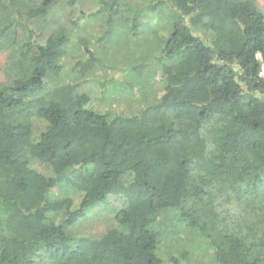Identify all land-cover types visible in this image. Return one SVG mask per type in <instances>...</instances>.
Segmentation results:
<instances>
[{"label": "trees", "instance_id": "trees-1", "mask_svg": "<svg viewBox=\"0 0 264 264\" xmlns=\"http://www.w3.org/2000/svg\"><path fill=\"white\" fill-rule=\"evenodd\" d=\"M141 1L0 0V264H264V12ZM127 10H158L168 29L159 56L128 68L154 67L163 88L142 104V84L94 53L100 34L80 35ZM110 196L116 227L67 233Z\"/></svg>", "mask_w": 264, "mask_h": 264}, {"label": "rangeland", "instance_id": "rangeland-1", "mask_svg": "<svg viewBox=\"0 0 264 264\" xmlns=\"http://www.w3.org/2000/svg\"><path fill=\"white\" fill-rule=\"evenodd\" d=\"M121 2L127 5L129 4L132 7H135V5H137L138 8L144 6V4L141 3L144 1L141 0H121ZM257 4L264 12V0H257ZM92 7L93 5H91V3H88V5L86 6L87 10L89 11ZM60 10L62 11L61 19L66 20L68 17L67 5L62 3ZM165 14H169V12L165 11L163 15ZM160 18V11L156 10L155 12H147L145 13V17L142 16L135 20V18L132 17V12L127 10V12L119 14L118 17L113 16V21L110 22H108L109 17L107 14L98 18H89V20H91L90 23H98L99 29L92 28V31L82 30L80 33V35L86 37L87 33L90 36L100 34L98 35L99 37H101L100 41H98L99 44L96 48L93 49L94 53L98 55L100 61L106 66L125 71L128 76H124L122 82H131L132 80H135L138 82V84H142L143 90L141 89V86H139L135 88V92L133 93V95L136 97V100H138L139 104H142L147 99H149V101L153 100H150V97L147 96V94H154L152 96H160L161 94H163V88L161 87V85L156 86V88H153L151 86V83L148 84V81L151 79L152 75L150 70H155L154 67H150L147 72V69L145 71L141 70L142 72L136 70L132 72L131 69H128L133 65L142 64V60H144V57H156L161 54L164 40L166 41L168 37V29L164 30L163 25L160 26ZM112 22H116V25L113 26L111 24ZM138 22L140 24L139 26L137 25V28H135ZM146 22L151 23L148 24ZM123 24L125 25L124 28H122ZM80 54L81 49L78 48V50L72 52L71 55L72 57H79ZM5 60L6 54L0 52V80L3 79L2 68L4 66ZM144 72L146 73V76L143 75ZM100 84L102 85V83ZM129 90L130 92L128 94H131L133 90ZM102 93L101 91H94V95L96 97L100 96L101 98L102 95H107V97L112 96V91H106L102 89ZM105 101H108V99H106ZM40 170L42 172H45L44 168H40ZM123 202L124 200L120 196H110L106 202H104L95 210H93L91 214H87L79 222L74 224L72 227H69L67 229V233L69 231L72 237H78L80 235L91 237L100 236L106 230L117 226L115 215L120 209ZM171 210L173 209H168L167 211ZM170 222L176 223V226L178 228H181L185 225L179 217H176ZM181 223H183L184 225ZM169 227L174 226H172L171 224ZM194 232L197 233L196 231ZM179 238L182 240L184 237L180 236ZM205 242L209 247L208 241L205 240ZM171 248L173 249L172 253L174 251L178 252L184 249V247L174 245H171ZM193 248L194 247L188 249L192 251ZM203 248L204 247L200 248L202 252V254L200 255L202 256V260L205 259V250ZM188 262L189 258L181 259V264H187Z\"/></svg>", "mask_w": 264, "mask_h": 264}, {"label": "built area", "instance_id": "built-area-1", "mask_svg": "<svg viewBox=\"0 0 264 264\" xmlns=\"http://www.w3.org/2000/svg\"><path fill=\"white\" fill-rule=\"evenodd\" d=\"M261 75L264 77V65L262 66Z\"/></svg>", "mask_w": 264, "mask_h": 264}]
</instances>
